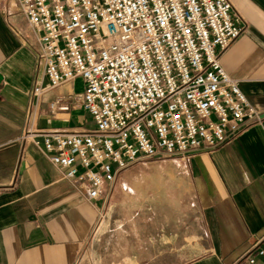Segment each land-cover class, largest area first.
Listing matches in <instances>:
<instances>
[{"label": "built area", "instance_id": "1", "mask_svg": "<svg viewBox=\"0 0 264 264\" xmlns=\"http://www.w3.org/2000/svg\"><path fill=\"white\" fill-rule=\"evenodd\" d=\"M34 34L46 84L36 82L22 139L42 149L61 178L95 203L110 198L122 172L143 160H183L218 148L261 124L223 69L221 54L245 31L230 0H17ZM80 78L81 94L49 110L79 105L84 131L36 130L43 96ZM103 215H99L101 221ZM264 261V230L245 253Z\"/></svg>", "mask_w": 264, "mask_h": 264}, {"label": "crops", "instance_id": "2", "mask_svg": "<svg viewBox=\"0 0 264 264\" xmlns=\"http://www.w3.org/2000/svg\"><path fill=\"white\" fill-rule=\"evenodd\" d=\"M230 2L245 31L220 62L261 124L242 128L221 147L201 146L177 159L192 183L190 217L153 218L149 209L142 234L108 236L98 231L116 188L110 198L105 187L99 200L87 202L41 148L22 139L35 104L32 89L47 79L17 0H0V264H247L249 243L264 230V0ZM82 90L76 78L47 92L34 129H92L90 114L79 105L49 110L55 98ZM93 230L94 254L87 250Z\"/></svg>", "mask_w": 264, "mask_h": 264}, {"label": "rangeland", "instance_id": "3", "mask_svg": "<svg viewBox=\"0 0 264 264\" xmlns=\"http://www.w3.org/2000/svg\"><path fill=\"white\" fill-rule=\"evenodd\" d=\"M176 160L172 157L143 160L122 172L113 187L118 194L112 196L98 235L142 234V219L149 209L155 214L153 218H160V213L168 214L169 218L190 217L192 183L184 164ZM95 235L93 230L88 253L94 254L96 250Z\"/></svg>", "mask_w": 264, "mask_h": 264}]
</instances>
